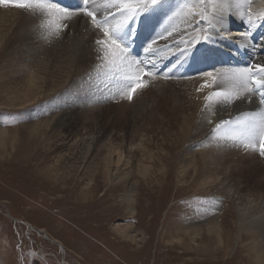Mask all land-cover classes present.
Masks as SVG:
<instances>
[{
    "label": "rangeland",
    "instance_id": "rangeland-1",
    "mask_svg": "<svg viewBox=\"0 0 264 264\" xmlns=\"http://www.w3.org/2000/svg\"><path fill=\"white\" fill-rule=\"evenodd\" d=\"M198 1L190 0L191 8L201 21L197 24L206 28ZM175 4L182 5L178 0ZM12 7L17 8L0 4L8 16ZM20 30L14 27L12 32L18 46L0 48V264H248L258 234L247 224L262 213L258 211L264 203V171H259L264 156L241 147L227 163L207 166V150H200L199 144L212 129L210 120H205L206 129L192 131L184 145L172 148L174 131L144 120L140 112L146 105L154 108L153 97L145 93L155 91L157 79L178 80L155 73L148 82L143 80L145 86L131 100L123 90L124 96H116V82L123 80L103 79L109 73L103 65L79 64L76 44L61 50L67 56L60 63L67 71L76 69L73 77L51 93L58 82L46 78L44 64L56 59L57 52L46 51L47 43L31 53L16 38ZM200 39L199 48L206 54L207 46L219 43ZM165 60L156 57L147 63L159 66ZM65 78V72L60 73V80ZM32 80L38 89L26 94L39 98L18 101L24 94L14 93ZM198 80L193 76L190 81ZM95 83L108 93L105 99L96 100ZM183 93L188 99L192 91ZM65 116L67 125L56 128V120ZM33 126L41 131L31 130ZM73 154L78 159H72ZM86 186L89 191L83 192ZM126 226L129 235H136L133 242L117 231ZM217 235L223 238L220 247Z\"/></svg>",
    "mask_w": 264,
    "mask_h": 264
},
{
    "label": "bare ground",
    "instance_id": "bare-ground-1",
    "mask_svg": "<svg viewBox=\"0 0 264 264\" xmlns=\"http://www.w3.org/2000/svg\"><path fill=\"white\" fill-rule=\"evenodd\" d=\"M28 2L32 4V8H15L14 11L12 7L11 10H13V13L10 16L0 10V27H4V32L0 36V48H5L6 44L10 50L12 47L18 46L16 43L12 42V32L14 27L22 28V30L17 33L16 38L19 39V44H23L25 49H28L30 52L38 51V49L41 51V48H44L47 43L50 44L47 46L46 51L52 50L57 52L53 53L56 56V59L50 58L49 61L44 64V74L46 78H51L55 83L58 82L57 85L54 86L51 93H55L60 88H63L59 85V83L69 82L70 77H73L74 71L76 70L74 67H71L67 71L65 66L62 67L61 65V63L64 64L65 57L67 56V54L65 52H61V50L67 45L76 44L79 46V64H86L91 68H98L101 65H103L104 68L109 66V61L105 60L102 56L101 47L96 44L97 39H103V33L92 27L90 18L83 16V14H73L71 19H65L63 14L53 16L52 14H49V11L41 10L36 7L38 3L42 2L41 0H28ZM120 2L121 0H94V3H91L88 8L89 10L97 13L98 19L103 20L109 12H116L114 5ZM198 2L203 9V17L205 19L203 24L206 28H202V25L197 24L198 21H201L198 20L199 16L195 14V11L191 8L190 0H178V4H182L181 6L185 5V7L176 5L175 0H165L163 11L158 9L155 12H149L131 22L130 28H134L131 30L132 39L136 38L135 35L138 38L136 43L138 44V47H136V51L142 50L143 47L145 45L147 46L153 38H157V44L159 45V47L155 46L156 48H153L155 50L153 55L150 54L148 56V53L145 51H143L142 54L140 52L141 67L139 69H143L145 72H150L154 75L152 69L150 70V66H152V64L148 65L147 62L152 63L153 59L156 57H160L161 60H165L168 58V53H172L174 50H180V58L178 57L177 62L179 61L181 66L179 69H177L176 66L172 70L175 75H171L178 81L173 82L168 79V81H171L169 83L168 81H164L165 79L163 80L162 77L164 76L161 77L162 79H157L158 82L155 84V91L148 89L146 91L147 93H145V96L146 94L152 96L156 104L154 108L146 105V110L144 109L143 112H140V115L144 118V120H152L153 123L160 124V126L165 125L168 129H172L175 135V139L172 141V148L174 149L179 147L181 143L184 145L189 138L193 137L192 131L195 132L196 130L198 131L199 128H204L205 120H210L213 122V126L210 125L212 129L210 132L208 131L209 129H207V137L203 139V141L199 144V147L200 150H207L206 155H204V157L209 158L207 159V166L209 164H215V162H218L217 165H219L222 161L227 163L232 156H236V152H239L241 147H245V144L248 142L246 136V125L252 122L258 124L260 120L264 118V104L260 103V96L258 93L246 92L240 85L238 78L234 75L235 73H238L239 70L252 68L253 71L251 74L259 76L256 65L264 66V0H199ZM82 6L81 0H71L72 10ZM116 16L120 17L119 13H116ZM163 17H167L165 18V21L163 20ZM139 19H144V27L148 28L150 23L154 26L152 35L148 42L146 30L140 32L135 30ZM110 20L112 21V19ZM51 21L60 26L58 28H52V25L50 24ZM114 23L115 21H112L110 25L112 26ZM197 27L203 29V31L199 33L200 38L203 39V36L207 33L210 36V39L206 41L214 42L221 40V43L225 47L227 46L228 49H230V52L225 50L221 51L213 44V47H206L210 49L207 54L202 53L201 50L203 47L199 48L200 43L197 44L195 48L189 49V53L185 52L184 49L186 45L182 42L180 36L184 34L185 38L183 40H188V34H195L194 29ZM54 29L56 31H54ZM60 29H62V31ZM216 30H218L220 34H217ZM34 32H38L37 36H30V34ZM168 32H172L173 35L168 37L167 41L159 39L161 35L167 36ZM245 33L247 34L246 38L244 37ZM141 36H144L145 40L142 41ZM135 41L136 40H133L132 42ZM197 49L199 50V53H197ZM205 51L207 52V50ZM40 55H42L41 52ZM159 61L160 60L155 63L158 64ZM8 62L10 63V60ZM145 66L148 68H144ZM205 68L212 69L213 72L211 70H205ZM190 71L192 74H181V72L190 73ZM206 71L207 73H212V76L216 78V82L214 85L208 86L205 89L201 86V82L207 81L211 84V78L206 74H203L204 76L199 74ZM63 72H65L66 78L64 80H60V73ZM39 74L37 76L40 77L37 79L41 78V73ZM171 76L169 78H171ZM193 76L198 77V82L190 81ZM148 77H150V75L143 76L142 80H147ZM187 80L189 81L187 82ZM34 84L35 83H33L32 80L29 85H24L23 88L14 93L17 94L21 92V95L24 94L21 98L17 97L18 101L29 102L32 98H39L38 94H35V96L33 95L32 97L26 94L29 92L31 93L32 89H38V87H35ZM90 84L92 85V83ZM131 84L132 83L130 82L124 81L116 82L117 88L113 89L117 92L116 96H122L123 92H127L129 89L128 87ZM252 87L255 88V85H252ZM86 88L87 87H84L81 90L83 91V94H85ZM93 88H96V100L105 99L108 95V93H104L100 88V85L96 83L93 85ZM121 90H123V92ZM187 90L192 91V93L189 94L188 99L183 93V91L186 92ZM198 90L199 93H197ZM22 91L24 92L22 93ZM216 91L231 93L234 96L238 94L240 98L234 99L231 103L222 99L217 100V98L213 95ZM48 92L49 90L44 93L43 98ZM209 93L211 94L209 95ZM209 96H212L213 98L211 100L207 99ZM138 100L139 102L141 101V99ZM26 102L24 104H26ZM197 120L200 122L196 125L195 122H197ZM222 120L230 121L231 123L223 125L220 129L214 132L213 129H215L216 125ZM67 121V116L61 117L56 120L55 127L58 128L61 124L66 126ZM35 127L39 126H33L31 127V130L38 132L41 131ZM206 128L207 127H205V129ZM54 129L55 128H52V131ZM56 130L58 129H55V131ZM231 133H241L242 135L236 141L221 139V137H225ZM66 139L67 136L64 141ZM194 140L195 139H193V141ZM0 141H2V139ZM258 142L257 138V145ZM246 148L251 149L252 147ZM254 151L257 152L259 150L256 148ZM201 152L202 151H200V153ZM245 153L249 154L247 152ZM72 156V159H78L76 155L73 154ZM183 162L187 163L188 159H184ZM259 171H264V169ZM87 190L88 186H86V188L82 191L87 192ZM263 204L261 206L262 208H257H261L258 212L262 213L250 219L247 224L249 229L258 234L257 239L253 243L252 250L254 255L252 258L250 257L248 259V264H264ZM127 209L132 211L130 207H127ZM253 210L254 209H250L248 212H252ZM244 212L242 213V221L245 218ZM252 213H257V210ZM117 231L122 238L131 242H133L136 238V235H129L131 233L129 226L118 227ZM215 239L220 247L223 243V238L217 235Z\"/></svg>",
    "mask_w": 264,
    "mask_h": 264
},
{
    "label": "snow or ice",
    "instance_id": "snow-or-ice-1",
    "mask_svg": "<svg viewBox=\"0 0 264 264\" xmlns=\"http://www.w3.org/2000/svg\"><path fill=\"white\" fill-rule=\"evenodd\" d=\"M9 3L14 7L20 9H30L32 8V4L28 2V0H0V4ZM82 7L70 10L68 8H62L59 5L55 4L53 0H44V2L38 3L36 7L41 10L47 11H56L62 13L65 19H71L73 14H83V16L90 18L91 25L94 29L99 30L103 33V39H97L96 44L101 47V53L105 60H108L116 70H120V64L118 61H123L125 57L128 56L129 48L127 45V41L132 38V32L130 28L131 22L136 20L138 17L146 15L149 12H155L156 10L163 11V5L165 0H121L120 3L115 4L116 12H109L108 16H111L115 21L114 25L110 26V21L108 16H105L103 20L97 18V13L95 11L89 10L88 6L91 3H94V0H81ZM116 13H119L120 19H115ZM66 26V25H65ZM203 31V29L195 28V34H188V40H182V42L186 45L184 51L188 52L189 49L195 48L197 44L201 42L199 33ZM173 35L172 32H168L167 36L161 35L159 39H163L167 41L168 37ZM247 34H244L246 38ZM230 38V34H229ZM204 40L210 39V36L205 33L203 36ZM157 43V38H153L145 47L144 51L146 53L154 52L153 45ZM129 66H131V62H129ZM256 69L259 73V76L253 75L252 68H245L239 70L238 73L234 75L238 78L240 85L242 88L248 93H258L260 96V103L264 104V66L256 65ZM146 75H152L150 72H145L143 69H139L134 79L136 83L134 86L127 90V98L129 100L132 99L133 94L137 89L144 87L145 85L142 82V77ZM208 77L211 78V84L207 81L204 86H212L216 82V78L212 76V73H206ZM255 85V88L252 87ZM217 100H226L231 103L234 99H239V95H232L231 93H224L220 91H216L213 94ZM213 97L209 96L207 99L211 100ZM230 121L222 120L218 123L213 129H220L223 125L230 124ZM241 133H231L225 137H221V139H228L232 141H236L240 138ZM246 136H247V144L245 147H252L253 149L258 148L260 155L264 156V118L260 120L257 124L255 122L248 123L246 125ZM258 138V145H257Z\"/></svg>",
    "mask_w": 264,
    "mask_h": 264
}]
</instances>
